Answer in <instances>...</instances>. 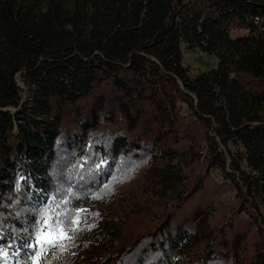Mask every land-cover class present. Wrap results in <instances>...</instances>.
Returning <instances> with one entry per match:
<instances>
[{
    "label": "trees",
    "instance_id": "obj_1",
    "mask_svg": "<svg viewBox=\"0 0 264 264\" xmlns=\"http://www.w3.org/2000/svg\"><path fill=\"white\" fill-rule=\"evenodd\" d=\"M58 204L52 264H264V0H0V247Z\"/></svg>",
    "mask_w": 264,
    "mask_h": 264
},
{
    "label": "snow or ice",
    "instance_id": "obj_2",
    "mask_svg": "<svg viewBox=\"0 0 264 264\" xmlns=\"http://www.w3.org/2000/svg\"><path fill=\"white\" fill-rule=\"evenodd\" d=\"M104 163L106 162L102 161L97 168L99 169ZM105 188H109V185H105ZM95 198L100 199V196ZM62 203L68 204L69 200H64ZM86 211L87 209H75L73 214L71 209L61 210L58 204L55 209H47L40 213L39 223L26 229L27 236L19 238L21 240L19 245H9V249L0 247V264H8L10 258L13 259L14 264H45L48 255H51V260L47 264L59 260L56 250L66 251L63 242L72 241L83 230L80 227L81 213ZM88 227L92 228L95 225Z\"/></svg>",
    "mask_w": 264,
    "mask_h": 264
},
{
    "label": "rangeland",
    "instance_id": "obj_3",
    "mask_svg": "<svg viewBox=\"0 0 264 264\" xmlns=\"http://www.w3.org/2000/svg\"><path fill=\"white\" fill-rule=\"evenodd\" d=\"M180 49L181 62L188 67L189 74L191 75L195 74L199 70H203L212 66L216 61V58L213 54L202 52L197 48L189 49L186 48L184 44H181ZM15 78L18 82H22L18 72L15 73ZM211 173L216 179H219L220 176L216 169L211 170ZM262 213H264L263 210Z\"/></svg>",
    "mask_w": 264,
    "mask_h": 264
},
{
    "label": "water",
    "instance_id": "obj_4",
    "mask_svg": "<svg viewBox=\"0 0 264 264\" xmlns=\"http://www.w3.org/2000/svg\"><path fill=\"white\" fill-rule=\"evenodd\" d=\"M14 77H15V74H14ZM15 81L17 82V84H18L19 86L24 87L23 83H22V82H21V83L18 82L16 78H15ZM2 109H7V110H9V111H12V110H13V108H11V107H2Z\"/></svg>",
    "mask_w": 264,
    "mask_h": 264
}]
</instances>
